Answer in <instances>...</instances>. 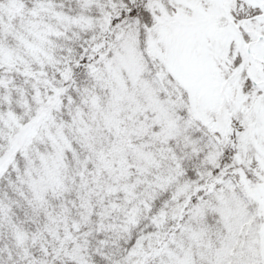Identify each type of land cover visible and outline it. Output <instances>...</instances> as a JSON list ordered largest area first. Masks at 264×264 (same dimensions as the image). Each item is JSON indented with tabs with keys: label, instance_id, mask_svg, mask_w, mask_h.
Instances as JSON below:
<instances>
[{
	"label": "snow or ice",
	"instance_id": "1",
	"mask_svg": "<svg viewBox=\"0 0 264 264\" xmlns=\"http://www.w3.org/2000/svg\"><path fill=\"white\" fill-rule=\"evenodd\" d=\"M0 264H264V0H0Z\"/></svg>",
	"mask_w": 264,
	"mask_h": 264
}]
</instances>
